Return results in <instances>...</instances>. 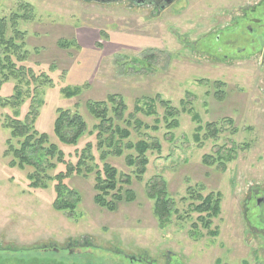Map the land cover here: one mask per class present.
Wrapping results in <instances>:
<instances>
[{
  "label": "rangeland",
  "instance_id": "1",
  "mask_svg": "<svg viewBox=\"0 0 264 264\" xmlns=\"http://www.w3.org/2000/svg\"><path fill=\"white\" fill-rule=\"evenodd\" d=\"M0 19L18 45L0 47L2 246L32 251L79 241L66 254L79 264H264V0H182L157 15L125 1L0 0ZM77 27L92 39L82 48ZM69 89L76 94L67 96ZM110 95L123 97L127 115L139 106L136 118L149 125L132 127L114 146L106 142L110 131L97 137L99 120L87 105ZM166 100L180 113L176 128L165 120ZM60 108L86 120L74 144L55 134ZM13 119L49 135L44 150L33 152L34 145L28 153L40 160L36 167L14 156ZM141 139L158 146L147 151L138 178L127 159L137 151L126 142ZM51 144L72 165L85 157L83 173L66 180L76 193L64 190L73 211L54 207L55 176L66 165L57 153L46 155ZM230 150L235 157L227 161ZM205 155L224 156L226 170L212 159L205 164ZM107 163L119 179L130 176L137 194L114 211L94 200L96 171ZM162 182L173 203L164 227L150 196ZM217 192L221 212L208 220L195 208Z\"/></svg>",
  "mask_w": 264,
  "mask_h": 264
},
{
  "label": "trees",
  "instance_id": "2",
  "mask_svg": "<svg viewBox=\"0 0 264 264\" xmlns=\"http://www.w3.org/2000/svg\"><path fill=\"white\" fill-rule=\"evenodd\" d=\"M30 6V4L25 5ZM19 15L13 14L11 17V21L14 25H16L17 19ZM26 18V17H24ZM7 26L6 19H0V47L4 46L7 50H13L18 48V45L14 42L13 39L7 40L5 37V29ZM65 45V42H62ZM9 56V55H8ZM65 90V89H64ZM74 90V89H73ZM77 90V88H76ZM67 96L72 97L76 94V91H72L71 89L66 91ZM118 98L119 102L116 101ZM108 102L114 104L112 108H107ZM153 102V101H152ZM162 104L167 108V114L165 116L166 122H168L169 128H176L179 125L178 115L179 111L175 110V108L171 107L170 101H161ZM118 104V105H117ZM88 109L89 112L94 116V118L99 120V123L96 125L95 129L98 130L97 137H101L105 133H109V138H106V142L110 146L117 145L118 140H124L130 138L132 135V127L136 130L140 131L143 126L148 128L149 125L142 122L140 119L136 118L135 112L142 111L139 106H136L135 112L131 114H126V104L123 101V97L121 95H110L107 97L106 101H88ZM149 115L155 114L157 111H153V107L149 105L147 110ZM197 118V116H195ZM158 121V119H157ZM12 123L9 124V127L13 129L12 136L19 138L18 144L19 148H14L12 146V150L14 151V156L20 160V165L22 166L24 163L31 165L32 167H36L40 160L37 163H33L28 156V153L35 148L33 152H37L39 149H43V144H47L49 142V135L47 133H39L35 131L33 133H29L28 129L32 126L25 125L21 120L13 119ZM108 124L109 126L107 127ZM125 124V125H124ZM158 125L154 126L155 128ZM87 130V123L83 116L78 112H72L70 109H58V117L55 120L54 131L58 138L63 143L74 144L77 140L82 136V134ZM219 131L215 128L213 130L214 133H218ZM199 137L197 136V139ZM98 144L100 147L103 145L102 140H100ZM152 146H158L156 143ZM150 143L146 139H141L136 143L126 142V147L130 149H135L137 151V155H130L127 157L129 165H137V176L141 178L142 175L146 171V165L149 163V158H147L146 153L150 148ZM119 147V145H118ZM88 151L89 148H86ZM117 152L121 154V149H117ZM233 150L228 151L226 153V158L222 155L216 157H212L211 155H205L204 163L211 164L213 161H218L223 170H226V166H224V158L228 160L234 159L235 155L232 154ZM52 153H57L59 159L65 163L66 169L64 171H60L55 176V192L56 199L54 201V207L56 210H71L75 209V203L64 198V190H68L71 194L75 195V191L72 187L68 186L66 180L72 174H82L83 166L85 162V157L82 156L80 160L72 165L65 161L64 153L61 150H57V146L55 144H51L48 149H46V155H51ZM220 153V152H219ZM107 153H103L101 158L105 159V155ZM35 176V175H34ZM32 178H34L32 176ZM95 203L98 206H102L107 208L110 211L117 210L121 203L123 202H132L137 197V194L130 188L132 184L130 176H127L125 179H119V171L112 164H105L103 167L99 168L96 171L95 178ZM31 185L36 186L37 183L34 182ZM160 186V187H159ZM151 190L153 191L150 196L152 198H157L156 205L154 209V214L157 216L159 220L160 227H164L168 220L171 217V212L173 209L172 199L168 198L167 192H165V184L153 183L151 185ZM221 193L217 192L210 193L207 195L201 204H199L195 209L200 213L207 212L208 220L211 217H217V215L221 212ZM210 224V221L207 222V225ZM206 226V223L204 224ZM214 235H217V232H213ZM68 257H71L68 255Z\"/></svg>",
  "mask_w": 264,
  "mask_h": 264
},
{
  "label": "flooded vegetation",
  "instance_id": "3",
  "mask_svg": "<svg viewBox=\"0 0 264 264\" xmlns=\"http://www.w3.org/2000/svg\"><path fill=\"white\" fill-rule=\"evenodd\" d=\"M92 1V0H87ZM105 2L125 1L129 6L144 7L151 9L154 14H161L174 3L182 0H96ZM80 242H71L67 246L40 245L36 249L29 251L24 248L4 247L0 243V264H79L81 259L66 257V254L73 252ZM130 257V256H129ZM135 260V257H130ZM131 259V260H132ZM136 261L143 262L142 258Z\"/></svg>",
  "mask_w": 264,
  "mask_h": 264
},
{
  "label": "crops",
  "instance_id": "4",
  "mask_svg": "<svg viewBox=\"0 0 264 264\" xmlns=\"http://www.w3.org/2000/svg\"><path fill=\"white\" fill-rule=\"evenodd\" d=\"M94 33H93V35H95ZM74 37L79 42V45L81 46V48H82V44L85 45L86 42L92 40L91 37L85 35V33L84 34L80 33V28L79 27H77V29L75 30V36ZM80 60L83 61L82 58Z\"/></svg>",
  "mask_w": 264,
  "mask_h": 264
}]
</instances>
